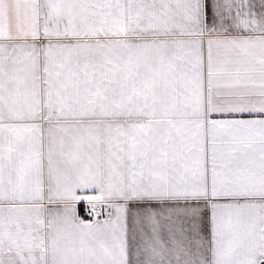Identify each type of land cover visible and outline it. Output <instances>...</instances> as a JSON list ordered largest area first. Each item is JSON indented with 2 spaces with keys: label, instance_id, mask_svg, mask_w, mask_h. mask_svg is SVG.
Returning a JSON list of instances; mask_svg holds the SVG:
<instances>
[{
  "label": "snow or ice",
  "instance_id": "6c2138e0",
  "mask_svg": "<svg viewBox=\"0 0 264 264\" xmlns=\"http://www.w3.org/2000/svg\"><path fill=\"white\" fill-rule=\"evenodd\" d=\"M0 264H264V0H0Z\"/></svg>",
  "mask_w": 264,
  "mask_h": 264
}]
</instances>
